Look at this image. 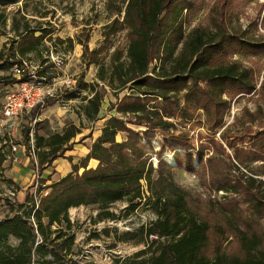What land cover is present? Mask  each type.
<instances>
[{
    "label": "trees",
    "instance_id": "16d2710c",
    "mask_svg": "<svg viewBox=\"0 0 264 264\" xmlns=\"http://www.w3.org/2000/svg\"><path fill=\"white\" fill-rule=\"evenodd\" d=\"M17 1L0 0V5ZM190 6V0H128L123 19L129 29L128 63L112 65L107 83L111 89L119 91L130 84L138 95H124L118 100L115 112L123 118L112 116L106 121L100 135L90 145L89 153L72 165L75 174H68L48 186L49 192L36 201L27 196L16 214L0 222V264H80L69 257L74 235L70 232L68 211L96 205L103 211L98 214L100 219L114 218L105 211L108 206L126 200L128 207L134 209L143 197L142 182L150 193L148 203L157 215L144 230L145 235L169 239V242L161 245L158 254L147 261L138 259L141 252L124 260L116 259L113 264H264L263 192L250 189L244 193L249 196L248 210L253 219L243 226L230 218L203 220L191 208L189 193L173 182L174 168L162 158L169 152L176 169L193 172L192 151L202 145L198 141L200 133L197 137L190 136L195 127H200L199 122L190 125L187 131L173 124L179 121L183 128L187 127L177 98L180 92L185 91L183 97L188 100L195 84L205 83L203 89L196 90L204 91L210 98L207 104H214L217 112L227 103L225 94L245 95L255 88L250 69L236 63L212 66L216 51L237 42L234 35L226 37L222 31L202 34L198 29L192 30L178 56L173 57L187 23L184 12ZM43 37V34L34 37L33 33L23 37L17 45L19 56L32 51L34 43ZM238 42L240 47L258 49L257 44ZM90 53L86 43L83 44L82 56ZM15 54L6 56L0 50V67L14 63ZM157 60L161 63L159 72L148 75L149 65ZM164 64L169 65L168 68ZM25 79L22 77L19 81ZM86 87L83 85L82 89ZM72 97L70 93L67 99ZM84 100L82 113L88 121H94L101 107V95L93 91ZM219 116L221 120V114ZM220 124L216 122L212 129ZM129 125L143 130L135 131ZM78 133L79 129L69 126L61 134L54 133L47 138L35 135L38 166L44 167L70 151L74 144L71 141ZM118 133H125V140L117 142ZM25 136L29 138L28 130ZM157 136L161 142L154 151L151 140ZM220 139L222 143L216 142V145L229 160L237 158L238 147L247 154H264L261 143L264 126L260 130L247 127L231 136L223 132ZM224 146L234 151L232 157ZM152 155L157 160L155 168L150 161ZM67 159L71 161L70 157ZM3 160L1 156L0 163ZM90 160L97 161V165L87 169ZM79 168L83 169L80 174ZM260 185L264 187L261 182ZM53 226L57 228L52 230ZM9 237L16 238L18 244L9 245Z\"/></svg>",
    "mask_w": 264,
    "mask_h": 264
},
{
    "label": "rangeland",
    "instance_id": "374dc122",
    "mask_svg": "<svg viewBox=\"0 0 264 264\" xmlns=\"http://www.w3.org/2000/svg\"><path fill=\"white\" fill-rule=\"evenodd\" d=\"M128 0H18L9 5H0V50L6 56L14 55V62L25 68L33 69L37 76L45 77L53 84H61L67 77L75 80L72 89L63 95L72 103L63 106L56 99L48 100L43 108L15 121L14 135L19 144L25 148L20 161L13 163L9 152H0L4 160L0 163V182L9 185L23 193V203L27 196L45 195L48 186L59 181L68 174H75L73 164L80 162L78 155H69L66 151L62 157L50 162L44 167L28 158L27 142L38 135L47 138L51 134H61L69 126H75L79 133L72 139L74 144L88 147L106 121L112 117L123 118L115 112L116 103L124 95L135 94L131 85L122 90H113L108 86L111 66L128 63L127 49L129 43V29L123 22ZM191 6L184 12L187 23L183 26L182 39L174 48L173 57L178 56L187 35L195 29L202 34H215L218 31L225 36L234 35L238 40L220 51H216L212 66L236 63L251 70L252 81L255 85L250 94L236 95L234 92L225 94L227 103L215 112L210 100L203 89L205 83H197L184 99L185 91L178 94L183 122H173L177 129L187 131L189 126L197 122L200 127L191 131L190 136L197 137L199 145L193 154V172L176 169L173 155L165 152L163 160L174 169L173 182L189 193L191 208L200 218L207 221L224 220L230 218L240 226L247 220H252L248 210L249 196L244 193L251 190H261L264 194V154H247L238 147L237 158L229 160L216 142H221L220 134L231 136L241 133L251 127L260 130L264 126V0H190ZM112 26V27H109ZM34 37L41 34L43 39L34 43V49L23 56L17 53V45L27 34ZM87 38V40H86ZM257 44L258 49H248L247 45L240 47L238 42ZM87 45L90 55L82 56L83 44ZM58 57L63 60L62 66L52 63ZM93 63H89L90 61ZM160 61L149 65L148 75L159 72ZM169 65L164 64L165 68ZM105 77V80H100ZM13 73L9 66L0 67V97L4 98L6 86L13 80ZM8 83V84H7ZM86 85V89L82 86ZM97 92L101 95V107L94 121H88L82 113V107L90 97ZM201 93V96H198ZM224 97V98H225ZM67 99V100H69ZM3 103V102H2ZM206 105V107H205ZM38 114L36 117L35 115ZM221 114V120L220 115ZM216 122L221 124L212 129ZM133 130H143L142 127L131 126ZM28 130V139L25 131ZM215 133V135H214ZM213 135L215 137H213ZM86 137V138H84ZM116 141L125 140V133H118ZM158 136L151 140L154 151L158 150ZM264 145V140L261 142ZM225 148V146H224ZM73 149V147H72ZM22 151V148H20ZM198 151V153H197ZM225 152L233 156V150L225 148ZM166 154L171 155L173 164L168 162ZM67 157L71 158L68 161ZM150 161L155 168L157 160L154 155ZM94 162L88 163L87 169L95 168ZM97 165V164H96ZM11 166H25L29 175L24 179L14 177L12 183L4 181V171ZM46 170V173H44ZM83 171L78 169V174ZM0 190H3L2 188ZM143 197L138 205L131 209L126 200L111 204L105 210L113 214L114 218H99L103 211L96 205L79 206L68 211V218L72 224L71 233L74 235V245L69 257L80 264H113L116 259L124 260L138 256V259L149 260L159 252L161 245L169 239L148 237L144 230L157 219V215L148 203L150 193L142 182ZM3 198V199H2ZM136 202V201H135ZM138 202V201H137ZM17 201L8 204L7 193L0 192V222L12 217L19 211ZM262 223L259 222V228ZM57 227L53 226L52 230ZM63 228V227H62ZM65 230H62L64 232ZM55 234H53V237ZM11 246H16L18 240L9 237Z\"/></svg>",
    "mask_w": 264,
    "mask_h": 264
},
{
    "label": "built area",
    "instance_id": "2783aa9c",
    "mask_svg": "<svg viewBox=\"0 0 264 264\" xmlns=\"http://www.w3.org/2000/svg\"><path fill=\"white\" fill-rule=\"evenodd\" d=\"M52 63L57 66L63 65L61 58L51 57ZM26 67V63L22 62ZM14 80L8 85H5L6 92L3 103H0V152L7 150L10 159L13 163L20 161V154L24 153L25 148L19 144L14 130L16 120L23 118L25 115H30L43 108L48 100L56 99L63 106H68L72 100H64L62 95L69 89H72L75 80L65 78L61 84H53L46 80L45 77L37 76L33 69L23 68L20 63L14 62L10 66ZM22 77L26 79L19 81ZM38 114L35 115V117ZM28 158L35 161L34 140L31 137L27 142ZM22 148V151H20ZM13 187V186H12ZM9 188L7 193L8 204H15L16 189ZM35 201L37 196L33 195Z\"/></svg>",
    "mask_w": 264,
    "mask_h": 264
},
{
    "label": "crops",
    "instance_id": "0c3cea01",
    "mask_svg": "<svg viewBox=\"0 0 264 264\" xmlns=\"http://www.w3.org/2000/svg\"><path fill=\"white\" fill-rule=\"evenodd\" d=\"M4 101V98L0 97V103H2ZM103 128V127H102ZM101 128V129H102ZM101 130L98 131V133L96 134V136L90 141V145L94 142V140L100 135ZM86 138V137H84ZM85 140L82 141V144H73L71 148V150L69 151V155H78L81 158H84L88 153H89V147L90 145L87 147L85 145ZM72 142V141H71ZM23 155V154H20ZM90 162H94L96 166L97 161L95 160H90ZM5 166H0V168H4ZM1 173V171H0ZM44 173H46V170H44ZM27 175H29L28 170L25 168V166H11L10 169H7L6 171H4V177H2L4 179V181H7L8 183H12L9 179H12V181H15L14 177H19L20 179H24ZM9 185L6 188V185H3L2 182H0V189L2 188L3 190H0V192H3V196H6V193H8L9 190ZM17 201L20 203H23V193L22 192H18L17 195ZM3 199V198H2Z\"/></svg>",
    "mask_w": 264,
    "mask_h": 264
},
{
    "label": "bare ground",
    "instance_id": "6f19581e",
    "mask_svg": "<svg viewBox=\"0 0 264 264\" xmlns=\"http://www.w3.org/2000/svg\"><path fill=\"white\" fill-rule=\"evenodd\" d=\"M166 159L168 160V162H170L171 164H173V160H172L171 155L166 154Z\"/></svg>",
    "mask_w": 264,
    "mask_h": 264
}]
</instances>
